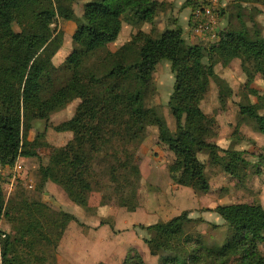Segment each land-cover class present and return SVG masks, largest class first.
Here are the masks:
<instances>
[{
	"label": "trees",
	"instance_id": "1",
	"mask_svg": "<svg viewBox=\"0 0 264 264\" xmlns=\"http://www.w3.org/2000/svg\"><path fill=\"white\" fill-rule=\"evenodd\" d=\"M192 1L195 9L194 0H188V5ZM232 2L238 17L247 5L264 6V0ZM74 3L75 0H0V166L12 168L19 158L31 157L25 143L33 122L49 121L51 115L86 92L73 117L53 128L63 133L80 125L82 132L63 147L55 148L47 164L38 167L40 190L53 183L73 204L88 208L93 192L110 187L119 196V206L135 212L141 172L134 156L151 127L156 129L158 144L165 146L172 157L167 172L174 185L209 191L201 154L224 173L242 180L249 166L244 153L208 142L210 134L201 109L207 92L203 65L206 50L200 44H188L175 23L173 28L156 33L155 20L167 11L164 1L88 0L80 17L74 13ZM123 16L138 31L124 51L112 52L108 46L118 39ZM60 18L73 22L76 29L68 37L73 45L71 52L62 65L55 67L53 58L64 40ZM143 24L151 26L150 32L139 28ZM208 51L223 66L239 60L264 77V37L255 24L252 29L242 23L238 28L222 30L218 42ZM94 59L95 63L90 64ZM162 61L171 64L175 80L168 102L174 131L159 110L146 105L156 92L153 74ZM206 72L216 78L211 66ZM261 105L263 114L253 106H241L239 114L264 135V96ZM260 160L264 162V157ZM257 171L260 172L258 167ZM10 204L24 210L28 223L18 240L0 228V264H26L17 256V248L20 243L32 248L41 239H48L43 233L44 224L35 221V212L40 214L45 207L39 201L26 199ZM8 210L0 187V223L9 217ZM212 212L228 227L229 239L221 247L210 248L201 238L187 233L195 223L187 211L168 221L140 224L137 228L144 231L143 242L158 264H228L233 258L239 259L238 264H264L259 250V245L264 244V208L240 203L219 205ZM60 216L63 222L57 235L59 241L71 222L78 224L73 215ZM121 264L144 261L130 249Z\"/></svg>",
	"mask_w": 264,
	"mask_h": 264
},
{
	"label": "rangeland",
	"instance_id": "2",
	"mask_svg": "<svg viewBox=\"0 0 264 264\" xmlns=\"http://www.w3.org/2000/svg\"><path fill=\"white\" fill-rule=\"evenodd\" d=\"M194 1L197 5L202 2ZM85 2L88 0H75L73 10L76 16L82 15ZM164 3L167 11L156 18L154 24L157 28L156 33L173 28L174 23L178 25L183 20L182 16L189 10L187 7L183 8L187 1L181 0L175 6L177 10L178 7L181 9V15L178 16L171 4L165 1ZM215 3V7L212 4L208 5L213 9L217 20L213 35L195 32L193 21L195 8L192 10L188 26L192 36L187 30L184 36L188 44L197 43L206 50L203 65L207 92L202 99L201 109L206 117L205 127L210 134L208 142L224 150L244 153L243 157L249 162V166L242 180L224 173L219 166L212 165L206 155L201 154L199 159L206 167L209 191L202 192L199 189L173 185L165 167L169 165L172 157L165 146L158 144L156 129L151 127L134 156L141 172L136 191L138 208L135 212L120 207L119 196H115L113 188L110 187L93 192L89 197L88 208L73 204L63 190L53 183H47L40 190L38 167L47 164L55 148L63 147L82 132L80 125L63 133L55 132L53 129L73 117L76 105L87 96L86 92H81L63 110L51 115L49 121L33 122L25 143V149L31 157L27 159L24 167L17 165L0 171V187L4 202L9 208V217L2 219L0 228L11 239H21L22 229L28 223L27 217L23 215L24 210L12 206L10 204L12 201L15 200L17 203L21 199L39 201L45 207L41 209L40 214L35 212V221L44 224L43 233L48 239H41L32 248H25L21 243L18 245L17 256L26 264H91L101 258L98 254L109 238L114 237L131 244L135 230L138 231L136 235L138 242L144 247L140 235L144 236L145 233L137 228L140 223L151 225L158 221H167L184 211L189 212V217L195 221L187 228L189 235L201 238L210 248L221 247L229 239L228 227L216 213L212 212L213 209L219 205L240 203L258 204L264 208V162L260 160V157H264V135L257 131L251 121L239 114L241 106H253L263 114L261 98L264 96V77L253 73L249 65H244L239 60H233L228 66H223L221 60L208 51L211 45L218 42L222 30L238 28L242 23L250 29L255 24L264 37V6L247 5L238 17V10L232 0H217ZM121 19L120 36L115 43L108 46L112 52L124 51L125 46L138 31L125 16ZM58 24L59 29L64 32V40L61 53L55 60L57 64L63 63L71 52L73 45L68 37L76 29L73 22L61 18ZM139 28L146 33L151 30L148 24H143ZM181 29L183 30L182 27ZM93 63L95 59L90 64ZM209 66L213 68L215 79L209 77L206 72ZM153 80L156 92L147 100L146 105L159 110L170 130L174 131L175 124L169 112L168 102L175 80L168 61L158 64ZM61 213L73 215L78 220V224L70 223L72 225L62 243H60L62 239L59 241L57 238L59 226L63 222ZM133 223L137 224L132 227ZM87 226L91 227L95 234L85 230ZM135 249L138 251V248ZM259 250L264 255V244L259 245ZM238 261V258H233L228 264H238ZM115 262H118V259Z\"/></svg>",
	"mask_w": 264,
	"mask_h": 264
},
{
	"label": "crops",
	"instance_id": "3",
	"mask_svg": "<svg viewBox=\"0 0 264 264\" xmlns=\"http://www.w3.org/2000/svg\"><path fill=\"white\" fill-rule=\"evenodd\" d=\"M158 2H162V1H165L169 4L172 5V9H174V13H178V16L181 15L180 11L181 9H179L178 7V10L175 8V6L181 2V0H156ZM182 1H188V0H182ZM193 1L191 2V5H188V2L184 5L183 8H189L187 14L185 16H182L183 17V20L182 22H180L178 25L181 26L183 28V37L185 39V34L184 32H189L190 34V30H188V26H189V18L191 16V13H192V10H193ZM121 33V32H120ZM191 35V34H190ZM120 36V34H119ZM118 36V37H119ZM192 36V35H191ZM61 53V49L60 51L56 54V56L53 58V64L55 67H58L61 63H56L55 60L57 58V56ZM79 104V103H78ZM77 104V105H78ZM76 105V107H77ZM28 158H19L16 165L18 164L19 166L21 167H24V165L26 164ZM1 167V166H0ZM166 169H167V166H165ZM2 168V167H1ZM9 167H5V168H2V171H5L6 169H8ZM1 171V172H2ZM167 173V172H166ZM168 174V173H167ZM170 179V178H169ZM172 183V181H171ZM173 184V183H172ZM174 185V184H173ZM176 186V185H175ZM137 216V215H136ZM178 216V215H177ZM168 221V220H167ZM159 222V221H158ZM157 223V222H155ZM153 223V224H155ZM137 223H133L132 224V227L133 225H135ZM141 224V223H140ZM72 224H70L68 227H67V230L65 231L64 235H63V238L61 240L60 243L63 242V240L65 239V236L68 232V230L70 229ZM152 225V224H151ZM147 226V225H146ZM85 230H88L89 232H92L93 234H95L93 231H91V227L87 226L86 228H84ZM137 233L138 231L136 232L135 230V233L133 232L134 234V239L131 241V244H126V242H122V241H119V239H115L114 237H111L107 240V242H105L103 245H102V251L100 252V254H98L99 258L96 262H92L91 264H97L99 262H104L106 264H121L122 261L125 259V257L127 256L128 252L127 250L129 251L130 249H133V250H136L135 248H138V254L141 256V258L143 259L144 261V264H158V259L156 257H153L149 254L148 252V249L146 247V245L144 247H142L140 245V243L138 242V238H137ZM93 237V236H92ZM145 237L140 235V238L142 239L143 241V238ZM92 239V238H91ZM79 241H82L79 239ZM86 242V241H85ZM60 245V244H59ZM140 248V250H139ZM118 259V262H115L116 260Z\"/></svg>",
	"mask_w": 264,
	"mask_h": 264
},
{
	"label": "built area",
	"instance_id": "4",
	"mask_svg": "<svg viewBox=\"0 0 264 264\" xmlns=\"http://www.w3.org/2000/svg\"><path fill=\"white\" fill-rule=\"evenodd\" d=\"M216 1L217 0H202V2L197 5L194 11L195 16H193L194 25L196 27L195 32L200 34H210L211 36L213 35V31L217 25V20L213 9L209 8L208 5L212 4L215 7ZM17 165L15 164L14 167H17ZM1 170L2 168L0 167V171Z\"/></svg>",
	"mask_w": 264,
	"mask_h": 264
}]
</instances>
